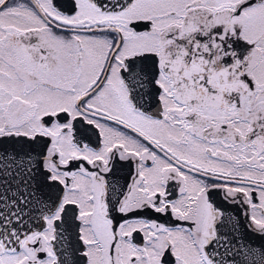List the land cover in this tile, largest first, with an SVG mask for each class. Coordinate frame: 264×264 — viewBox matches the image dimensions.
Here are the masks:
<instances>
[{"label": "snow or ice", "instance_id": "snow-or-ice-1", "mask_svg": "<svg viewBox=\"0 0 264 264\" xmlns=\"http://www.w3.org/2000/svg\"><path fill=\"white\" fill-rule=\"evenodd\" d=\"M0 264H264V0H0Z\"/></svg>", "mask_w": 264, "mask_h": 264}]
</instances>
